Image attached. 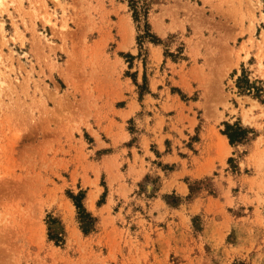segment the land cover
<instances>
[{"label": "rangeland", "instance_id": "obj_1", "mask_svg": "<svg viewBox=\"0 0 264 264\" xmlns=\"http://www.w3.org/2000/svg\"><path fill=\"white\" fill-rule=\"evenodd\" d=\"M148 3L0 5V264H264V0Z\"/></svg>", "mask_w": 264, "mask_h": 264}, {"label": "trees", "instance_id": "obj_2", "mask_svg": "<svg viewBox=\"0 0 264 264\" xmlns=\"http://www.w3.org/2000/svg\"><path fill=\"white\" fill-rule=\"evenodd\" d=\"M148 1L149 0H128V6L132 10L133 18L137 19L142 15L144 17V25L146 29H148V24L146 23V16L149 6ZM147 36L151 38V41L155 43L159 42V39L155 35L149 34V32H147ZM235 86L238 90V93L240 94H254V96L257 98H261L262 95H264V88L260 82L251 81L248 77V74L244 70H242L241 75L236 78ZM221 133L227 137L230 145H235L246 140L249 131L246 128H243L239 122H235L233 124L224 123V129L221 131ZM69 197L72 199L78 211L82 230L86 233L93 224V218L85 211L82 206V194H78L77 196L70 194ZM51 237L56 239L57 236H55V233H51Z\"/></svg>", "mask_w": 264, "mask_h": 264}, {"label": "bare ground", "instance_id": "obj_3", "mask_svg": "<svg viewBox=\"0 0 264 264\" xmlns=\"http://www.w3.org/2000/svg\"><path fill=\"white\" fill-rule=\"evenodd\" d=\"M2 4H3V0H0V5H2ZM224 141H225V139H224ZM225 142H226V141H225ZM225 142H224V143H225Z\"/></svg>", "mask_w": 264, "mask_h": 264}]
</instances>
